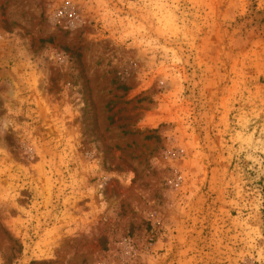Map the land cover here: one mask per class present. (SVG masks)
<instances>
[{"label":"rangeland","instance_id":"obj_1","mask_svg":"<svg viewBox=\"0 0 264 264\" xmlns=\"http://www.w3.org/2000/svg\"><path fill=\"white\" fill-rule=\"evenodd\" d=\"M0 264H264V0H0Z\"/></svg>","mask_w":264,"mask_h":264}]
</instances>
